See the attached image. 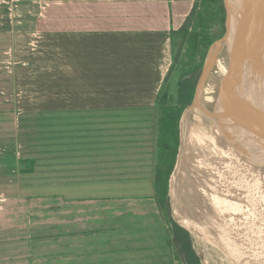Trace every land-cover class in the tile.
I'll list each match as a JSON object with an SVG mask.
<instances>
[{
  "label": "crops",
  "instance_id": "1",
  "mask_svg": "<svg viewBox=\"0 0 264 264\" xmlns=\"http://www.w3.org/2000/svg\"><path fill=\"white\" fill-rule=\"evenodd\" d=\"M20 3L10 23L56 34L74 63L48 74L61 95L16 107L0 128L12 152L0 165V264H174L154 191L156 102L195 0L25 1L31 17ZM168 196L178 224L170 181Z\"/></svg>",
  "mask_w": 264,
  "mask_h": 264
},
{
  "label": "bare ground",
  "instance_id": "2",
  "mask_svg": "<svg viewBox=\"0 0 264 264\" xmlns=\"http://www.w3.org/2000/svg\"><path fill=\"white\" fill-rule=\"evenodd\" d=\"M255 1L261 3H253V8L247 10L248 34L251 45L255 46L256 55H259L258 59L256 58L257 62L262 61V64H264V0ZM234 62L236 60L230 59L228 54L224 59L217 62L216 78L211 85H205L201 104L193 106L191 131L184 144L187 146L191 144V146L185 160L183 156V168L181 167L182 172L178 185L183 199L186 191L184 189L187 188V186L184 188V183H182L184 174L190 172L194 176L201 175V183H203L201 185L205 187L201 188L202 190L199 188L200 191H195L194 195H189L188 200L183 199L184 214L191 211L189 207L195 209V207H192L191 202L198 208L202 207L205 201L212 203L215 214L219 215L221 220L227 224L223 226V230L228 239H221L222 249L216 241V236L215 240L210 239V243L205 242V244L208 247H219L218 250L224 264H232V262L235 264H249L242 229L251 239L255 252L258 253L261 263L264 264V168L257 164L258 167H255L257 170L253 169L248 165L246 159L241 156L247 146L244 139L248 133L246 130L240 133L236 128L237 122L243 121L240 118L241 113L246 115L250 109L251 95H249L248 86H254L256 91L253 95L261 93V91L264 92V87L263 89L258 88L252 82L240 84L238 88H232V92L235 93H231V97L228 96L227 103L222 102L221 99L218 100V83L222 76H226V69ZM238 108L243 112H239ZM231 115L235 116L236 120H233L230 117ZM250 115L252 116L251 113ZM233 125L236 128L234 131L236 134L235 141L233 140V142L238 146L237 149L230 143L232 137L230 128L232 129ZM262 132L261 137L263 139L264 123ZM259 142V159L257 163L264 162V139ZM192 178L190 179L192 180ZM231 208L234 212L231 211ZM185 218L187 221V217ZM189 229L193 236H196L192 225ZM232 232L240 237V242L237 239L234 240ZM195 238L197 239V236ZM232 246L241 249V261L239 256L233 253ZM229 253L232 256L227 257L226 254ZM230 258H233V260Z\"/></svg>",
  "mask_w": 264,
  "mask_h": 264
},
{
  "label": "rangeland",
  "instance_id": "3",
  "mask_svg": "<svg viewBox=\"0 0 264 264\" xmlns=\"http://www.w3.org/2000/svg\"><path fill=\"white\" fill-rule=\"evenodd\" d=\"M25 1L30 2L31 0H20V11L21 13H24L25 11L27 13V16L31 17V14H33L31 7H29L27 10H24L22 7ZM13 8L14 4L12 3V0H0V128H4V130L5 126L11 124L13 120L10 111L14 110L16 107H31L30 103H36V106H42L43 104L40 103H45L48 96L61 95L62 88L49 87L50 85L57 86V83L53 82L52 80H49L48 74H61L62 70L61 72H59L56 70L57 68L55 69V67L66 63H74L73 52L71 53V60H68V57L64 58L62 54L64 41L61 40L59 36H56V34H41L40 31H38L40 34L32 33L30 31L20 30L21 26H15L14 24L10 23V11ZM201 10L202 7H200V10L196 11V14L194 15L191 25L189 27V33H193L194 31L198 30V13ZM209 33L218 35V33H220L219 26L216 24L210 25ZM188 37L189 36L185 37L182 33H180L176 35L172 40V55L177 58V62L174 65L172 72L168 74V79L166 80L165 84L171 97L176 96L177 82L181 75V63L184 57V50L188 46V42L186 39ZM209 49L207 51L206 58L209 54ZM214 54V52H211L209 56H212ZM227 54L228 51L227 47L225 46L219 47V49L216 51L215 64L207 80L206 85H211V83L214 81V79L216 78V64L219 60L224 59ZM199 60L200 59L197 56L196 61ZM219 90L220 88L218 86L217 92ZM254 96L257 97L258 102H256L251 97L249 111L246 115L241 113L240 118L244 117L247 120L248 118H250L251 113V119H253V117L257 119V122L253 123L254 128L255 126H257V129H260L262 133L264 123V112H260L258 108L260 109L261 107L264 111V92L261 91V93H256L253 95V97ZM256 103H262V105L258 106ZM192 106H195V104H191L188 108ZM221 117L223 116L221 115ZM244 124V119L243 121H238L236 124V128H238V131H240V133L245 130ZM32 125L33 122L27 120H24V122H22L21 124L23 129L25 127L28 128V132H32L31 129H33L34 127ZM236 128L234 127V125L232 129L230 128V131L232 132L230 143L237 149L238 146H236V143L233 142L236 136V134L234 133ZM27 131H21L22 139H24L25 141V143H23V149H25V146L27 147V145L29 144V142L26 143L27 135L25 133ZM1 133L4 132L1 131L0 134ZM251 135L252 134L249 133L245 136L247 138L246 140L249 147H247L248 145L245 147L246 149L243 151L241 156L246 159V162L249 166L255 169V167H258L257 164L263 167L264 163H257L259 159V147L258 143H256L254 135H252L253 137H251ZM256 144L257 148L255 147ZM187 148L188 146L184 145V157V153ZM254 148H256L257 151L256 156L254 155ZM247 149H249V151L247 152L248 156H246ZM11 153H7L3 151V148H0V165L2 164V159L4 158L7 160V156L9 157ZM4 163L5 165L1 166L0 168L1 171L7 168L6 162ZM9 164L10 162L7 161V165ZM181 172L182 170L180 171L177 181L174 183L172 193L170 194V200L173 199L175 202H177L182 218L186 224L187 230L191 234L194 250L200 257V259H202V262H204L203 264H224L221 253L218 250L219 247H208L205 242L210 243V239L215 240L216 236V241L221 248V239H228V236L224 233L223 230V226H226L227 224L221 220L219 215L215 214L214 209H212V203L207 201H205V203H203L202 207L200 208L194 206V204L190 201L192 207H195V209H191V207L188 206L191 211H188L186 214H184L183 199L188 200L187 197L189 195H194L195 191H200L199 188L201 189L205 186L201 185L203 184L201 183V175L194 176L193 173L190 174V172H186V174H184V179H182V183H184V188L186 186L187 188L184 189L186 191L184 198L182 199L178 185V180L180 178ZM190 178H192V180ZM231 211L234 212L233 208H231ZM185 217H187V221ZM190 223L195 229V235L197 236V239L195 238L196 236H193L192 232L189 229V227L191 228ZM232 233L234 235V240L236 241L237 239V241L240 242V239L236 235V233ZM217 243L215 242L216 245ZM232 250L235 255L239 256V260L241 261V249L233 247ZM226 255L227 257L232 256V254L230 253ZM230 259L233 260V258ZM174 264H181V262L175 260ZM232 264L235 263L232 262Z\"/></svg>",
  "mask_w": 264,
  "mask_h": 264
},
{
  "label": "trees",
  "instance_id": "4",
  "mask_svg": "<svg viewBox=\"0 0 264 264\" xmlns=\"http://www.w3.org/2000/svg\"><path fill=\"white\" fill-rule=\"evenodd\" d=\"M199 11L198 30L189 33V27L196 11ZM216 24L220 28L218 35L209 33V26ZM182 33L187 39L188 46L184 50V57L181 67V75L177 82L176 96L171 97L166 87V83L160 90L156 102L157 132H156V165L154 173V191L155 199L164 218V222L172 226V231L168 232L169 243L175 249V260L181 264H202L199 256L195 252L192 243L191 234L188 232L186 224L182 218L177 202L171 199L173 218H171V209L169 203V181L170 194L172 193L174 183L176 182L183 163V148L188 139L193 121V106L188 108L194 98L195 87L202 67L205 63L207 51L211 44L221 38L225 33V10L222 0H195L193 9L184 22L183 26L176 35ZM197 56L199 61H196ZM177 58L173 56V63L169 73L172 72ZM234 62L226 69V76H222L221 81L229 79L235 67ZM217 86V88H218ZM185 111V112H184ZM181 129V147L179 156ZM191 144L185 151L187 152ZM177 160V161H176ZM264 161V159H263ZM264 163V162H263ZM264 168V165H263ZM255 170H257L255 168ZM171 177V179H170ZM245 250L249 264H262L258 253L255 252L252 241L242 229ZM171 236V239H170Z\"/></svg>",
  "mask_w": 264,
  "mask_h": 264
},
{
  "label": "water",
  "instance_id": "5",
  "mask_svg": "<svg viewBox=\"0 0 264 264\" xmlns=\"http://www.w3.org/2000/svg\"><path fill=\"white\" fill-rule=\"evenodd\" d=\"M223 1H224L226 12H227V23H226L227 30L221 38L215 40L210 46L209 54L202 67L201 73L198 77L197 84L195 87V93H194L192 104H195L196 106L200 104L201 102L204 89H205V85L207 83V80L215 64L216 51L221 46L227 47L228 56L230 57V59L232 58L236 60V64H235L236 67L232 71V77L225 81L223 80L221 85L219 86L220 90L217 93L218 100L221 99L223 100L222 102L227 103L228 96L231 97L232 96L231 93H235V92H232V88L233 87L238 88L240 84H245V83L247 84L249 82H252L254 83V85L258 86V88L263 89L264 87V66L262 64V61L257 62L259 55H256L255 48H254L255 46L251 45L250 43V40H249L250 37L248 34V16H247L248 14L247 10H250V8H253L252 7L254 6L253 3L256 4L257 2H260V1H255V0H223ZM211 52H214L215 54L212 56H209ZM248 89H249L248 90L249 95H251V97L256 102H258L257 97L255 96L253 97V93L256 91L254 86H248ZM237 104H238V100H237ZM257 105L258 106L262 105V103L257 104ZM238 109H239V112H243L240 108ZM258 110H260V112H264L261 107L260 109L258 108ZM230 117L233 120H236L235 116L231 115ZM241 119H244V123H245L244 126H245L246 132L248 134L250 133L254 135L256 143L259 144L260 143L259 141L263 140L264 138L262 139L261 137L262 135H261L260 129L258 130L257 126H255L254 128L253 123H256L257 119L254 117L253 119H251V116L247 120H245L244 117H241ZM252 135L251 137H253ZM180 137H181V132H180ZM246 139L247 138L244 139V142L248 145ZM180 147H181V141H180V146H179V152H180ZM247 147H249V145ZM255 147L257 148V144ZM256 148H254L255 156L257 152ZM248 151L249 149H247L246 151V156H248L247 155ZM178 156H179V153H178ZM201 262H202V259H201Z\"/></svg>",
  "mask_w": 264,
  "mask_h": 264
},
{
  "label": "flooded vegetation",
  "instance_id": "6",
  "mask_svg": "<svg viewBox=\"0 0 264 264\" xmlns=\"http://www.w3.org/2000/svg\"><path fill=\"white\" fill-rule=\"evenodd\" d=\"M222 2H223V6H224V10H225V32H226V30H227V27H226V23H227V12H226V8H225V4H224V1L222 0ZM225 34V33H224ZM240 238V237H239ZM194 248V247H193ZM200 258V257H199ZM200 261H201V259H200ZM202 263V262H201Z\"/></svg>",
  "mask_w": 264,
  "mask_h": 264
},
{
  "label": "built area",
  "instance_id": "7",
  "mask_svg": "<svg viewBox=\"0 0 264 264\" xmlns=\"http://www.w3.org/2000/svg\"><path fill=\"white\" fill-rule=\"evenodd\" d=\"M18 2H20V0H12V3L15 5L17 4Z\"/></svg>",
  "mask_w": 264,
  "mask_h": 264
}]
</instances>
